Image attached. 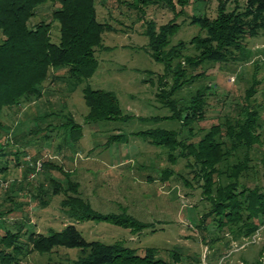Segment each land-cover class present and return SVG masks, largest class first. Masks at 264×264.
<instances>
[{"label":"rangeland","instance_id":"1","mask_svg":"<svg viewBox=\"0 0 264 264\" xmlns=\"http://www.w3.org/2000/svg\"><path fill=\"white\" fill-rule=\"evenodd\" d=\"M134 2L95 0L97 18L114 30L102 34V43L107 48L96 52L98 67L89 79L92 88L113 91L123 114L132 117L125 121L86 123L83 85L79 84L69 94L55 90L62 84L48 82L43 84L41 98L22 104L17 114L8 111L0 115L4 127L0 142H12L9 148L20 153L18 164L8 157V168L0 172L1 219L7 224L22 222L41 232L48 228L61 229L64 224L75 221L88 241L123 243L141 253L146 247H156L158 255L165 260L171 259L170 253L175 251L178 264H252L255 261L264 264V218L252 235L235 239L226 227H217L213 215L208 216L212 209L209 199L215 197V189L212 185L206 197L202 193L201 186L205 183L197 175L200 165L194 157L181 156L183 152L177 147L171 151L173 159H169L167 148L131 134L162 127L178 130L179 136L197 141L212 124L224 121L231 105L255 78L259 81L255 96L261 98L264 52L254 46L261 44L264 35L248 40V47L252 48L247 61L206 62L197 69L204 76L188 82L170 96L172 72L166 73L163 64L150 56L147 37L143 34L144 21L153 20L159 26L175 19L180 27L169 38L168 46L182 40L183 56L193 55L196 50L190 39L199 32V27L190 23V17L201 13L213 15L216 0H191L179 14H176L178 5L174 12L149 5L141 14L133 6ZM54 6L55 3L46 2L37 7L31 23L49 20ZM51 34L54 39L58 36L56 21ZM176 61L172 63L173 68ZM180 65L186 68L187 78L197 72L183 58ZM205 86L209 87L206 93L215 94L208 98L204 118L189 124L191 130L169 118L172 114L166 106L168 99L187 101L196 89ZM49 111L58 114L46 120L39 118ZM65 115L80 125V129L76 128L77 134L69 136L68 124L63 121ZM112 134L125 138L104 145ZM244 151L240 149L233 155L240 159ZM247 153L251 167L240 174L239 182L252 187L264 182L263 147L254 146ZM45 161L50 162L48 167H44ZM72 184L74 190L68 188ZM75 194L88 201L96 212L131 215L147 226L130 229L97 219L71 218L62 202ZM82 253L76 248L54 247L47 252L28 254L22 264H72Z\"/></svg>","mask_w":264,"mask_h":264},{"label":"trees","instance_id":"2","mask_svg":"<svg viewBox=\"0 0 264 264\" xmlns=\"http://www.w3.org/2000/svg\"><path fill=\"white\" fill-rule=\"evenodd\" d=\"M190 1L135 0L133 6L143 14L144 8L149 5L173 12L178 5L180 9L176 14H179ZM46 2L55 3L50 19L31 23L37 7ZM54 21L58 23L56 39L51 34ZM144 22L143 34L147 37L150 56L163 64L166 73L172 72V96L183 85L204 76L205 73L197 69L206 62L242 63L251 57L252 47H248V40L264 35V0H216L213 15H192L190 23L198 25L199 32L190 39L196 53L189 56H183L185 43L182 40L168 46L169 38L180 27L175 19L159 26L153 20ZM108 30L114 29L97 18L95 0H0V115L8 111L17 114L22 104L41 98L43 84L48 82L62 84L55 90L69 94L79 84L83 85L81 92L87 106L84 116L86 123L129 120L132 115L123 114L113 91L94 89L89 83L98 67L96 52L105 47L102 34ZM182 58L188 67L197 71L189 74L188 78L186 68L180 65ZM258 85L259 81L255 78L231 105V111L224 115V121L212 124L197 141L179 136L178 130L162 127L131 132L153 145L167 148L169 159H173L171 151L177 147L183 152L181 156L194 157L200 165L197 175L205 183L201 186L202 193L204 196L210 193L212 185L215 189V197L209 199L212 209L208 216L213 215L217 227H226L235 239L252 235L261 218H264V182L252 187L239 182L240 174L251 167L248 165L250 157L247 151L255 146L263 147L264 152V92H261V98L255 96ZM207 89L208 86L196 89L187 101L182 98L168 99L166 106L172 114L169 118L178 120L181 127L187 126V130H191L189 124L204 118L208 98L215 94L206 93ZM55 114L58 112L49 111L39 118L46 120ZM63 121L68 124L69 136L77 134L75 131L76 128L80 129L79 124L72 123L67 115ZM3 128L0 123V131ZM120 135H110L104 145L121 141L124 136ZM11 143L0 142V172L8 168V157L19 163L20 153L9 148ZM240 149L245 150L244 156L237 159L233 154ZM233 157L235 160L232 161ZM49 163L45 161L44 167H48ZM222 177L224 180H221ZM68 188L75 189L73 184ZM62 204L68 207L65 211L71 218L97 219L130 229L147 226L131 215L96 212L88 201L77 194L67 196ZM1 218L0 264H22L28 254L47 252L54 247L82 251V255L72 264L179 263L175 251L170 253L171 259L165 260L158 255L156 247H146L141 253L123 243L88 241L77 229L75 221L64 224L61 229L48 228L46 232H41L28 228L22 222L7 224ZM252 264L263 263L255 261Z\"/></svg>","mask_w":264,"mask_h":264},{"label":"crops","instance_id":"3","mask_svg":"<svg viewBox=\"0 0 264 264\" xmlns=\"http://www.w3.org/2000/svg\"><path fill=\"white\" fill-rule=\"evenodd\" d=\"M261 44H258L256 43V45L254 46L257 49H263V52H264V40L263 41H260Z\"/></svg>","mask_w":264,"mask_h":264}]
</instances>
